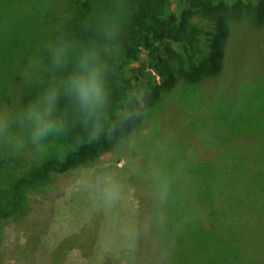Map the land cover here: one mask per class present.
I'll return each instance as SVG.
<instances>
[{"label": "trees", "instance_id": "1", "mask_svg": "<svg viewBox=\"0 0 264 264\" xmlns=\"http://www.w3.org/2000/svg\"><path fill=\"white\" fill-rule=\"evenodd\" d=\"M101 2L110 5L112 0H0V99L5 101L16 98L26 99L30 93L22 83L20 70L33 49L62 21H67L66 26L70 30L86 38L88 34L82 32L81 21L89 16ZM124 5L125 27L120 38V53L115 59V73L110 78L109 113L120 110L127 111L131 115L127 119H121L119 116L113 117L108 126L96 134L85 132L76 118L71 116L66 133L49 144L41 155H34L30 150L25 149L15 157H0V227L9 220L17 219L25 214L28 210V197L36 191H44L51 183L54 174L66 172L80 163L84 164L94 154L96 156L97 153L113 149L115 146L121 148L117 153L122 152L125 146L123 138L135 139L131 146L130 157L132 160L135 159V162L140 159L146 160V164L143 165L146 166L149 163L148 154L141 141L146 137L158 136L159 133L158 129L156 130V124L155 126L150 123V128L143 132L140 126L145 119L152 117L154 112H158L156 107L161 108L160 105L162 106L163 100L167 97L165 95L179 86L184 88L179 94L180 97L178 95L177 101L186 108L189 106L196 108L197 103H200L199 105L204 107L201 111L206 117L207 112L211 117L214 110L221 116L231 115V124H218L213 130H207V127L196 122L199 118L194 117L199 116L195 115L186 120L189 123L186 132L189 130L196 134L204 132L209 136L204 135L206 140L209 138L207 140L209 144L213 142L212 140L216 141L215 139L220 144L229 142L227 153L221 151V155L218 156L216 152L219 148H217L215 152H212L213 158L203 156V159L198 156L197 166L201 168L194 171H197L196 176H199L198 180L201 183L199 188L203 189L207 184L214 183L218 188L223 184L222 174L225 171H230L238 178L248 180L253 186H260L259 184L264 182V167L262 166L264 163L259 161L262 164L260 165L254 159L257 152L250 146V143L255 140L256 145H259L257 143L260 141L264 142V125L245 124L243 119H240L241 110L236 108L242 96H248L249 92H255L251 95L253 98L249 100L257 99L256 95L259 98L260 94L257 92L264 90V71L255 73V78L249 83L240 82L231 97L225 93L224 89H226V83L230 82L235 75L232 74L229 80L224 75L222 76L226 56L225 44L235 33L248 32V28H253L258 31L261 43L264 44V0H124ZM219 74L225 85L218 84L220 86H217L216 97L214 96L212 100L210 95L202 92L200 85L204 80L213 79ZM190 91L194 92V97L187 96ZM215 102L220 103L211 106ZM194 139L197 138L193 134L192 141H187L188 148H191L190 151L197 146ZM234 151L238 154L236 159L233 157L235 161L237 160L236 162L244 161L248 155L252 166L241 168L238 171L227 165L226 154L234 155ZM222 164L224 165L221 166ZM213 165H218V167H208ZM137 166L143 167L134 163L122 168L128 175L126 180L121 177L122 182L130 181L134 187L145 186L143 180L134 171ZM100 170L96 169L94 173ZM124 172L119 171V173ZM252 173L256 175V178L251 176ZM218 174L220 176L216 177ZM208 180L213 181L206 183ZM176 188L173 187L174 200L168 212L183 215V211H186L190 214L189 218L180 216L172 218L171 223L174 225L165 224L160 226V229L159 226L145 225L144 233L148 231L153 233L158 229V231H164L165 235L172 233L175 239L179 240L182 237L177 234L183 232L197 234L198 238L194 239L198 243L199 253L196 255L195 250L192 253L193 256L189 253L188 257L195 258L194 264L196 261L200 264L201 260L208 258L207 262L203 263L208 264L212 260L214 248L212 250L211 247L216 243V235H221L220 237L223 238L222 233L227 227L218 224L217 227L221 226L222 230L221 232L219 229L215 231L210 217L214 218L212 206L209 207L207 201L202 199V195L200 196L198 192L194 194L195 190ZM202 194L207 196L206 193ZM216 195L220 198L221 192H216ZM123 203L128 206H123ZM80 205L84 213L83 230L89 226V221L94 217L95 212L110 220L112 219L107 214H114L121 220H123L122 216H131L127 210L131 207L125 199L114 208L105 210L88 194ZM120 206H123L122 209H119ZM47 211L49 215L52 213L49 209ZM142 213H145L144 208ZM142 213L138 212L136 219L138 226L144 218ZM132 218L130 217V223L126 228L134 238L138 234L135 228H132L135 224V217ZM138 229L139 235L143 233L139 227ZM46 231L44 227L43 234ZM74 232L76 230L71 233ZM71 233H67L65 238L55 240L54 245L50 244V235L45 237L44 243L42 242L44 237L40 236L34 249L28 246L30 236L24 248L28 253L33 251L37 260L42 261L41 264H65L68 258L59 259L58 245L61 244L59 243L61 240H67L68 237L74 235ZM188 238H183L185 245L189 244ZM151 241L152 243L155 241L153 244L156 246L162 245V248L157 249L159 256L155 258L153 264H181V261L177 259L179 249H175L171 257V254L170 256L167 254L168 243L165 244V241H162L161 244L157 238ZM46 245L55 247L46 249L44 247ZM234 246L239 245L234 244ZM245 246L247 245H242L240 249L249 257ZM72 247L73 245H70L69 250ZM98 248L102 250L101 246ZM76 249L73 247L71 251L75 252ZM185 250L187 249L183 247V252ZM83 254H85L84 249ZM228 254L230 257L233 255V264L247 263L246 257L240 260L238 253L234 251ZM88 256L90 257L89 253ZM143 258L145 256L142 252L126 248L125 253H120L118 256L116 254L114 256L104 255L103 264H108L112 259H116L115 264H146ZM69 260L73 262V257L71 256ZM90 260L89 258L83 259V264L87 262L97 264L95 258ZM227 262V258L222 260V264H227ZM20 264H27V262L22 261Z\"/></svg>", "mask_w": 264, "mask_h": 264}, {"label": "rangeland", "instance_id": "2", "mask_svg": "<svg viewBox=\"0 0 264 264\" xmlns=\"http://www.w3.org/2000/svg\"><path fill=\"white\" fill-rule=\"evenodd\" d=\"M225 55L224 72L222 76L224 75L225 78L229 80L232 74L235 75L230 82L226 83L227 90L224 89L225 93H228V96L231 97L233 93H235V89L240 82L249 83L255 78V73L264 71V44L261 43L258 31L253 28H248V32L243 33L240 31V33H235L228 40L227 44H225ZM218 84H223L220 74L213 77V79L204 80L200 85V89L204 94L210 95L211 98H213L212 100H214V96L217 93L216 89L220 86H218ZM183 88V86H179L167 93V95H165L167 97L163 100L164 103L161 102V104L163 103L162 106L160 105L161 108H158V106L156 107L158 112H154V115L145 119L144 123L140 126V129H142L141 132H143L145 129L150 128V123L156 124V130L158 129L159 133L158 136L146 137L141 141L143 148L147 151L148 161L150 162L155 157L164 160L172 169L174 175L173 187H177L176 189L185 188L188 191L189 189L191 191L195 190L194 194L198 192L200 196L202 195V199L207 201V205L209 207L210 205L212 206L214 218L212 216L210 217L213 221L214 230L216 231L219 229V232H221L222 227L220 226L218 228V224H221L225 228L227 227L225 232L222 233V235H224L223 238L220 237L221 235H216V243L211 247L212 250L214 248L212 260L208 264H222V260L226 258L228 261L227 264H233V255L230 257L228 254L233 251L238 253L237 256L240 260L246 257V264H264V182H261V184H259L260 186H253L248 180H243L230 171H225L226 173L224 172L222 174L224 176L223 184L218 188L215 183L207 184L203 189L199 188L201 183L198 180L199 176H196V172L198 171L197 169L201 167L197 166L199 163L197 159L198 156L203 159L204 157L213 158L212 152H215L217 148H219L216 152L218 156L221 155L222 152L227 153V151H229V142L220 144L217 139L212 137L216 141L212 140L214 143L211 142V144H209L207 142L209 138L206 140L204 137L206 134L204 132L196 134L189 129L188 132H191H186L189 124L186 120L193 118L195 115L199 116L194 117L196 119L199 118L196 122L200 123L203 127H207V130H213L214 126L218 124H231L232 121L230 119L231 115L221 116L218 115L216 110L212 112L211 117L210 113L207 112L206 117L204 112L201 111L204 107L200 106V103H197L198 107L196 108H190V106L186 108L183 106L177 101V97ZM253 93L255 92L247 93L248 96L241 95L242 98L239 100V104L236 108L241 110L240 119H243L242 121H244L245 124L252 123L253 125H264V90L261 89L257 92L260 94L259 98L258 95L255 94L257 99L249 100V98H253L251 97ZM194 95V92L190 91L187 96L194 97ZM219 103L220 102H215L211 106L216 104L219 105ZM193 134L194 137L196 136L197 138L194 139L197 146L194 150L192 149L190 151L191 148H188L187 141L193 139ZM206 137L209 136L206 135ZM122 141L125 143L122 152L119 151L117 153L121 148L115 146L113 149L97 153L96 156L94 154L91 158L86 160L84 164L80 163L75 168L66 172L54 174L51 183L48 184L44 191H36L28 197V210L25 211V214L19 216L17 219L9 220L0 227L1 264H20L22 261L24 263L27 262V264H41L40 262L42 261L37 260L36 254L33 251L28 253L24 248L29 237L31 236L28 246H32L34 249L40 236H42V238L44 237V240L42 239L44 243L45 237L47 235L49 237L50 235V244L54 245L53 242L55 240L65 238L67 237V233H71L75 230L76 232L71 233L74 235L68 237L67 240H61L59 242L61 244L58 245L59 259L68 258L65 264H83V259L86 260L88 258L89 261L95 258L97 264H103L104 255L114 256L116 254L118 256L120 253H125L126 248L142 252L145 256V258H143L145 263L153 264L155 258L159 256L157 249L162 248V245H154L153 243L155 241L152 243L151 240L153 238H157L161 244L162 241H165V244H169L167 254L169 256L171 254V257L174 255L175 249H179L180 253H178L177 259L181 261V264H194L195 258H189L188 256L189 253L192 255L195 250L197 253L196 255L199 253L197 249V247H199L197 245L198 243H196L194 239L198 238L197 234L193 235L192 233L187 234L188 232H183L182 234H177V236L182 237V239L179 240L178 238L175 239V235L172 233H170V235H165L163 233L164 231H158V229L153 233L151 231L144 233V227L146 225L144 218L139 222L138 226L136 220L138 218V212L140 211L142 213L143 208L146 212V210L151 207V198L146 186L140 185L134 187L130 181H125L128 175L122 168L134 163L143 166L146 164V160L140 159L135 162V159H131L130 150L135 139H132V137L123 138ZM172 142L173 144H171ZM255 142L250 143L251 148L257 152L254 159L257 160L258 163L259 161L264 163V142H258L257 144L259 145H256ZM195 150H197V152ZM233 154L234 155H232V153L226 154L227 165L236 168L238 171H240L241 168L247 166L250 168V166H252L251 160L247 157L248 155L244 161L236 162L237 160L235 161L233 157L236 159L238 154L236 152ZM260 165H258V167H261ZM262 166L264 167V165ZM208 167L215 168L218 167V165ZM96 169H111L118 173L119 171L125 173L119 174L125 179L123 181L126 190L124 199L131 207V209H127L131 216H122L123 220H121L114 214H107L112 220L117 218V220L112 221L100 215L98 212H95L93 214L94 217L89 221V226L83 230L84 213L82 211L83 207L80 204L88 197L89 192L81 186L80 178L85 175L94 178V175L99 172L94 173ZM219 176V174L216 175V177ZM251 176H255L256 178V175L253 173ZM212 181L213 180H208L206 183H211ZM178 184H180L179 187ZM187 185L190 186L187 187ZM216 192H221L220 198H218ZM202 193H206L207 196ZM51 206L52 208H50ZM123 206L128 205L123 203ZM123 206H120L119 209H122ZM97 207L99 206L97 205ZM48 209L52 211L50 215L47 213L49 212L47 211ZM142 214V217H144L145 213ZM179 216L189 218L190 214L186 213V211H183V215L169 213V219L166 224H169V226L174 225L171 223V221H173L172 218ZM130 217L132 219L135 217V224L132 228H135V232L138 235H136V237L134 236V238L126 228L130 223ZM44 227L47 231L43 234L42 229ZM124 227L125 229H123ZM138 227L141 229V232H143L140 235ZM160 228L159 226V229ZM184 237H189L188 245H185L186 242L183 240ZM172 242H175V246ZM234 244H238L239 246L236 247ZM244 244L247 245L245 249L249 252V257L240 249ZM70 245L77 248L75 252L71 251L73 247L69 250ZM98 246H101L102 250H100ZM44 247L47 249V247L54 248L55 246L46 245ZM183 247L187 249L184 252ZM83 249L85 254H83ZM108 252L116 253L110 254ZM71 256L73 257V262L69 260ZM207 259L201 260L200 264L207 262ZM115 260L116 259L110 260L108 264H115ZM195 264H197V261Z\"/></svg>", "mask_w": 264, "mask_h": 264}, {"label": "clouds", "instance_id": "3", "mask_svg": "<svg viewBox=\"0 0 264 264\" xmlns=\"http://www.w3.org/2000/svg\"><path fill=\"white\" fill-rule=\"evenodd\" d=\"M125 19L124 0H112L110 5L101 2L81 21L86 38L62 21L39 42L20 70L28 97L0 99V157H15L25 149L41 155L66 133L71 116L85 132L96 134L113 117L127 119L131 115L120 110L109 113L110 78L115 73ZM134 171L152 202L144 215L145 224L165 225L174 200L172 169L155 157ZM80 184L105 210L125 197L122 178L111 169L99 171L94 178L82 176Z\"/></svg>", "mask_w": 264, "mask_h": 264}]
</instances>
